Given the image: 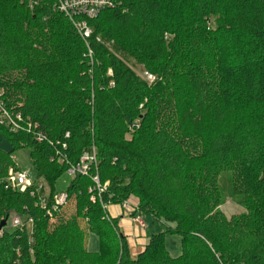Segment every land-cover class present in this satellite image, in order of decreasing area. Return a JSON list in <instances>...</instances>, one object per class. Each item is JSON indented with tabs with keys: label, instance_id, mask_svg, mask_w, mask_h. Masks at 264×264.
<instances>
[{
	"label": "trees",
	"instance_id": "trees-1",
	"mask_svg": "<svg viewBox=\"0 0 264 264\" xmlns=\"http://www.w3.org/2000/svg\"><path fill=\"white\" fill-rule=\"evenodd\" d=\"M119 2L88 19L84 40L57 0H0V100L23 118L18 131L0 124L11 146L0 149V224L34 222L31 233L2 230L0 264H264V0ZM20 149L51 201L58 179L95 152L65 192L75 214L52 233L37 197L6 188ZM224 175L246 209L231 218ZM131 197L164 229L135 258L103 209ZM81 221L97 252L84 248ZM175 235L178 257L165 244Z\"/></svg>",
	"mask_w": 264,
	"mask_h": 264
},
{
	"label": "built area",
	"instance_id": "built-area-1",
	"mask_svg": "<svg viewBox=\"0 0 264 264\" xmlns=\"http://www.w3.org/2000/svg\"><path fill=\"white\" fill-rule=\"evenodd\" d=\"M119 0H57L56 8L58 11L68 17L78 29V32L84 38V40L92 36V30L88 25V19H95L103 10L108 8H114ZM144 80L148 83H153L156 77L149 73H144ZM2 96L0 92V97ZM1 99V98H0ZM23 118L21 114H10L3 108V104L0 100V124L7 125L12 131H18L21 129V123ZM28 130L31 129V124L28 125ZM38 140H42L41 134L37 136ZM15 161V160H14ZM96 158L94 150L85 153L79 164L68 169L69 176L75 178L77 175H88L92 166L95 165ZM5 178L6 188L18 191L20 193L30 192L32 197H37V202L40 208L45 211L48 225L54 223L62 212L63 208L68 205L72 200L68 193L61 192L54 195L52 201L50 200V192L47 191V184L41 182L42 179H35L29 173L13 168L9 169L8 175ZM43 181V180H42ZM98 193L101 194L106 190L107 184L101 186L99 179L94 178ZM47 188V189H46ZM93 189L89 191L92 192ZM95 201V197L91 198ZM109 205H103V209L108 212ZM120 207L127 212L128 216L134 225L146 229L143 215L138 211L137 201L134 197L127 199V201L120 204ZM109 214V213H108ZM11 226L13 229H28L31 233L33 230V219L22 218L19 215H12ZM4 220V219H3ZM8 222V220H7ZM86 222V221H85ZM87 223V222H86ZM4 228H2L3 230ZM0 229V233L2 232Z\"/></svg>",
	"mask_w": 264,
	"mask_h": 264
},
{
	"label": "rangeland",
	"instance_id": "rangeland-1",
	"mask_svg": "<svg viewBox=\"0 0 264 264\" xmlns=\"http://www.w3.org/2000/svg\"><path fill=\"white\" fill-rule=\"evenodd\" d=\"M170 38H171V36H170ZM123 58H124V61L126 62V64L131 68V70L136 75H138L142 79H144V73L147 71L145 66L142 64H137L133 59H127L125 57H123ZM109 73H111V72H109ZM0 149L4 150V151H9L11 149L10 144L3 138V136L1 134H0ZM13 156H14L15 163L17 164L19 169L21 171H25V172L29 173V175H31L33 178H35V175H34L35 170H34L33 162L31 161L32 160L31 151L29 149H20L17 152H15ZM72 179H74V178L69 176L68 173L65 174L64 176H62L60 179H58V181L56 183V192L57 193L66 192L68 187L71 186ZM41 182L44 184H47L45 181L41 180ZM220 185L222 187L223 194L225 195L224 196L225 197V203L223 206H221V210L226 215V217L231 218L234 215L246 212V209H244V207L240 203L235 201L230 196V194H229L230 187H229V184L227 183L226 175H224L222 177V179L220 180ZM48 190H49V187H48L47 191ZM118 206L119 205H109L108 213L111 216H113L114 213L116 212ZM75 211H76L75 200L72 199L68 203V205L63 208L60 215H58L59 217L57 218V220L48 227L49 228L48 232L52 233V231L54 230L56 225L59 223V220H60L59 218L67 220L73 214H75ZM142 218L145 222V225L146 226L149 225V227H150V224H149L146 216H143ZM11 223H12V217H10L8 219L5 230H7V231L13 230ZM157 226L160 227V229H161L160 223L157 224ZM81 227L83 228V230H82L83 235L85 233V235H84V248L88 252H97L99 250V243H100L98 241L97 236L94 234H90V233L88 234L87 229H86L87 226L84 225V223L82 221H81ZM165 244H166V249L168 250L169 254L172 257H178L181 254V243H180V237L179 236H177V235L168 236L166 238Z\"/></svg>",
	"mask_w": 264,
	"mask_h": 264
},
{
	"label": "crops",
	"instance_id": "crops-1",
	"mask_svg": "<svg viewBox=\"0 0 264 264\" xmlns=\"http://www.w3.org/2000/svg\"><path fill=\"white\" fill-rule=\"evenodd\" d=\"M111 217L118 218L119 228L121 232L127 237V241H129V248L133 258L144 252V249L148 243L147 240H149L150 236L163 231V225L160 223V229V227L157 226L159 223L150 216H146L150 227L149 225L146 226L147 228L145 230L137 227L133 224L131 217L128 216L127 212L124 211L120 205L117 207L116 212Z\"/></svg>",
	"mask_w": 264,
	"mask_h": 264
},
{
	"label": "water",
	"instance_id": "water-1",
	"mask_svg": "<svg viewBox=\"0 0 264 264\" xmlns=\"http://www.w3.org/2000/svg\"><path fill=\"white\" fill-rule=\"evenodd\" d=\"M6 225H7V219H4L3 221L1 220L0 229L2 230V228H5Z\"/></svg>",
	"mask_w": 264,
	"mask_h": 264
}]
</instances>
